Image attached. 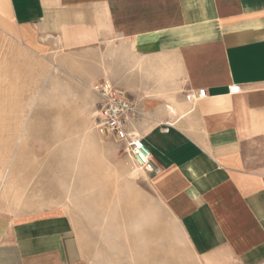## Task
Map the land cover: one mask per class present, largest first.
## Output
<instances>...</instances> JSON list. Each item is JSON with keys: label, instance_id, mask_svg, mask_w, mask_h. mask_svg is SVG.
Returning <instances> with one entry per match:
<instances>
[{"label": "crops", "instance_id": "1", "mask_svg": "<svg viewBox=\"0 0 264 264\" xmlns=\"http://www.w3.org/2000/svg\"><path fill=\"white\" fill-rule=\"evenodd\" d=\"M21 43L111 47L161 170L139 166L141 225L0 211V264H264V0H0V106L21 96Z\"/></svg>", "mask_w": 264, "mask_h": 264}, {"label": "rangeland", "instance_id": "2", "mask_svg": "<svg viewBox=\"0 0 264 264\" xmlns=\"http://www.w3.org/2000/svg\"><path fill=\"white\" fill-rule=\"evenodd\" d=\"M113 65L111 47L34 52L21 43V96L15 88L0 106V211H67L95 232L145 222L144 173L96 124L94 86Z\"/></svg>", "mask_w": 264, "mask_h": 264}, {"label": "built area", "instance_id": "3", "mask_svg": "<svg viewBox=\"0 0 264 264\" xmlns=\"http://www.w3.org/2000/svg\"><path fill=\"white\" fill-rule=\"evenodd\" d=\"M94 90L99 96L95 114L97 127L103 133L112 135L123 142L126 151L138 166L158 173L161 168L153 162L152 150L133 127L140 113L139 105L134 97L108 80L97 83ZM229 91L237 93L240 91V86H229ZM194 96L206 97L207 90L201 88L194 92Z\"/></svg>", "mask_w": 264, "mask_h": 264}, {"label": "bare ground", "instance_id": "4", "mask_svg": "<svg viewBox=\"0 0 264 264\" xmlns=\"http://www.w3.org/2000/svg\"><path fill=\"white\" fill-rule=\"evenodd\" d=\"M137 132V131H136ZM146 173V172H145Z\"/></svg>", "mask_w": 264, "mask_h": 264}]
</instances>
